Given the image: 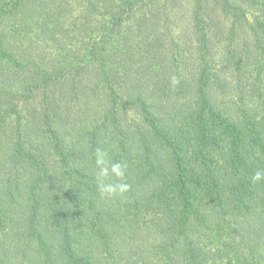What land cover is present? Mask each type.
Wrapping results in <instances>:
<instances>
[{
	"label": "trees",
	"instance_id": "obj_1",
	"mask_svg": "<svg viewBox=\"0 0 264 264\" xmlns=\"http://www.w3.org/2000/svg\"><path fill=\"white\" fill-rule=\"evenodd\" d=\"M257 169L264 0H0V264H264Z\"/></svg>",
	"mask_w": 264,
	"mask_h": 264
},
{
	"label": "clouds",
	"instance_id": "obj_2",
	"mask_svg": "<svg viewBox=\"0 0 264 264\" xmlns=\"http://www.w3.org/2000/svg\"><path fill=\"white\" fill-rule=\"evenodd\" d=\"M179 78L170 77V84L175 87L179 84ZM95 166L97 190L102 197H123L130 189V185L124 182L126 165L123 162H113L107 151L97 148L95 150ZM253 183L264 181V169H257L251 177Z\"/></svg>",
	"mask_w": 264,
	"mask_h": 264
}]
</instances>
